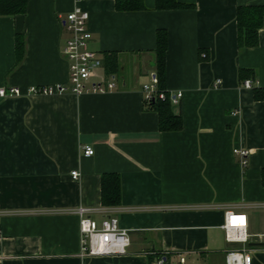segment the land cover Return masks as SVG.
<instances>
[{
    "label": "crops",
    "instance_id": "obj_1",
    "mask_svg": "<svg viewBox=\"0 0 264 264\" xmlns=\"http://www.w3.org/2000/svg\"><path fill=\"white\" fill-rule=\"evenodd\" d=\"M179 1L191 6L27 0L22 13L0 15V86L68 85L62 19L75 6L89 12L90 49L116 52L119 68L109 92L0 100V264H148L161 254L225 264L226 251L242 246L224 240L227 208L246 213V247L252 264H264V99L253 94L264 87V18L258 44L242 49L235 19L239 6L264 0ZM159 31L162 87L182 93L170 105L180 130H160L142 97V84L157 76ZM240 68L254 69L251 87ZM84 145L93 154L84 156ZM234 148L248 149L245 167ZM104 173L119 174L115 206L102 204ZM78 205L117 216L129 230L126 253L81 257L79 219L68 212Z\"/></svg>",
    "mask_w": 264,
    "mask_h": 264
},
{
    "label": "built area",
    "instance_id": "obj_2",
    "mask_svg": "<svg viewBox=\"0 0 264 264\" xmlns=\"http://www.w3.org/2000/svg\"><path fill=\"white\" fill-rule=\"evenodd\" d=\"M88 20L89 12L77 6L69 10L62 19V26L68 32L66 41L61 46V54L68 63V85H32L24 89L15 85L0 86V100L10 98V96L54 95V93L60 94L68 91L75 95L85 92L112 91L116 87V73H107L104 69L103 56L90 49L89 42L92 32ZM220 81L215 79L214 86ZM158 85L159 82L155 75L142 84V97L146 102L167 99L170 104L179 103L182 97L180 91L168 93L159 89ZM243 86L251 87L252 79L245 78ZM233 151L239 156L240 165L245 167L248 161V149L234 148ZM82 152L84 156H89L93 154L94 149L91 145H84ZM71 175L73 178H77L79 172L72 170ZM68 212L74 213L79 219V254L81 257L116 256L126 253L130 246L129 230L120 226L117 216L111 215L103 209L87 205H78ZM223 212L224 219L220 227L223 230L224 240L228 243L242 244L240 247L226 251L225 264H252V255L246 247L250 237L246 213L234 208H227ZM95 214H99L101 218L98 219ZM186 262V257L183 254L175 256L161 254L148 264H186Z\"/></svg>",
    "mask_w": 264,
    "mask_h": 264
},
{
    "label": "trees",
    "instance_id": "obj_3",
    "mask_svg": "<svg viewBox=\"0 0 264 264\" xmlns=\"http://www.w3.org/2000/svg\"><path fill=\"white\" fill-rule=\"evenodd\" d=\"M27 0H0V15H14L22 13L25 10ZM115 6L118 10H139L143 9V0H115ZM155 6L161 9L169 8H183L191 6L190 3L180 2L179 0H155ZM264 18L263 5H242L237 8L236 21H237V36L238 47H254L258 44V30L262 26ZM157 47L156 53V67L157 79L159 82V89L164 90L162 87L163 80V67L162 57L165 54L166 38L163 31L157 34ZM17 54L22 52L23 43L16 38ZM104 69L107 73L118 72V54L116 52L105 53L104 56ZM238 76L241 81L244 78L255 79V71L250 68H240ZM253 94L256 100L264 99V87L255 86ZM145 101V100H144ZM146 102V101H145ZM146 104L158 113V126L160 130L172 131L180 130L182 128L181 113H174L170 110V102L167 99H157L154 101L146 102ZM261 182L264 184V168L261 170ZM101 201L103 205L115 206L120 203V186L118 173H104L101 178Z\"/></svg>",
    "mask_w": 264,
    "mask_h": 264
},
{
    "label": "water",
    "instance_id": "obj_4",
    "mask_svg": "<svg viewBox=\"0 0 264 264\" xmlns=\"http://www.w3.org/2000/svg\"><path fill=\"white\" fill-rule=\"evenodd\" d=\"M250 244H263V243L250 242Z\"/></svg>",
    "mask_w": 264,
    "mask_h": 264
}]
</instances>
